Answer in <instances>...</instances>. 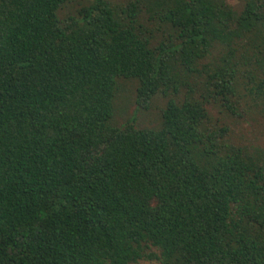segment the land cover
<instances>
[{"label":"trees","instance_id":"16d2710c","mask_svg":"<svg viewBox=\"0 0 264 264\" xmlns=\"http://www.w3.org/2000/svg\"><path fill=\"white\" fill-rule=\"evenodd\" d=\"M77 4L0 0V264H264V0Z\"/></svg>","mask_w":264,"mask_h":264},{"label":"rangeland","instance_id":"374dc122","mask_svg":"<svg viewBox=\"0 0 264 264\" xmlns=\"http://www.w3.org/2000/svg\"><path fill=\"white\" fill-rule=\"evenodd\" d=\"M79 1H85V0H74V5L77 6ZM67 11V10H66ZM133 108V105L129 106V110ZM139 117V121L142 125L150 124L151 122H154L157 119L156 112L154 111H145L141 113L139 116H137V119ZM138 264H158L155 260H148V259H141L139 260Z\"/></svg>","mask_w":264,"mask_h":264}]
</instances>
